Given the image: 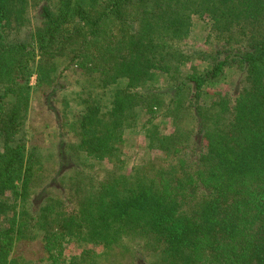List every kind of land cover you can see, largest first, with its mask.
Wrapping results in <instances>:
<instances>
[{
  "label": "trees",
  "instance_id": "1",
  "mask_svg": "<svg viewBox=\"0 0 264 264\" xmlns=\"http://www.w3.org/2000/svg\"><path fill=\"white\" fill-rule=\"evenodd\" d=\"M195 17L208 52L183 43ZM33 91L52 158L26 134ZM126 132L156 154L130 176ZM71 241L64 264H264V0H0V264H61Z\"/></svg>",
  "mask_w": 264,
  "mask_h": 264
},
{
  "label": "rangeland",
  "instance_id": "2",
  "mask_svg": "<svg viewBox=\"0 0 264 264\" xmlns=\"http://www.w3.org/2000/svg\"><path fill=\"white\" fill-rule=\"evenodd\" d=\"M34 20L32 19L31 22L33 23ZM206 29H207V23L203 19H199L195 17L193 19L191 33L188 38L183 40V43L190 48L208 52L209 47L203 42ZM11 37L13 38L12 34ZM19 39L28 41V38L23 33L21 34ZM181 66H182L181 71L184 73L191 70L192 68H196L197 71H200L202 70L203 67L206 66V63L197 59L193 61H191L190 59H186L181 64ZM234 79L235 76L230 77V75L225 74V76L222 77L218 83H215L213 86L208 87L207 90L211 95H215L216 92L224 93L227 91L229 84L232 81H234ZM62 81L66 85V94H68V97H71L72 99H68L67 97L66 98L71 102L72 106H74V101H73L74 93L80 89V85L81 83H83V79L78 72L67 70L65 72V78ZM159 82L161 84L164 83L163 80H160ZM35 83H36V74L33 73L32 76L30 77L29 85L34 88ZM25 124H26L25 126H27V131H26L27 137L30 138L32 142L38 143L44 149V154L46 156H51L52 158L55 152V144L57 140L63 137V135L61 134L59 139H57L58 134L61 133V130L57 128L58 123H56L53 113L46 106V99L44 95L37 91H33L31 93L29 103L26 109ZM161 130L168 133L174 131L175 128H172L170 122H167L165 123L164 126L161 127ZM68 137L70 138L71 141L73 142L75 141V138L72 134H69ZM144 145H145V139L142 132L125 133V143H124V152H123L124 164L122 168V172L124 175L130 176L131 172L133 171V168L136 165H138L143 159H148V158L154 159L156 157L155 153L149 154L144 152L145 149ZM98 166L100 165L96 164L94 167L96 171H98L99 169ZM98 174L100 175L102 173L98 172ZM32 248L37 249L38 246L34 244L32 245ZM84 248H87V246L71 241L69 244H67V246L64 249L62 258L60 260L61 264L66 263L69 260V258L73 255L79 256ZM89 248H92L91 250L94 252L96 260L98 262H101L104 255L102 246L99 245L96 247H89ZM28 257H32V256L28 255Z\"/></svg>",
  "mask_w": 264,
  "mask_h": 264
}]
</instances>
